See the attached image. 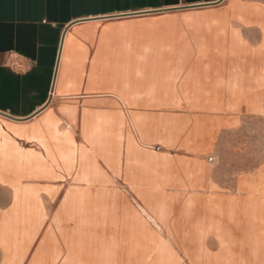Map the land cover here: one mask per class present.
Returning a JSON list of instances; mask_svg holds the SVG:
<instances>
[{
  "label": "crops",
  "instance_id": "0c3cea01",
  "mask_svg": "<svg viewBox=\"0 0 264 264\" xmlns=\"http://www.w3.org/2000/svg\"><path fill=\"white\" fill-rule=\"evenodd\" d=\"M233 4L243 12L237 19ZM213 11L228 12V34L238 29L227 42L237 40L242 53L264 49V0H0V264H127L101 256V233L103 226L117 230L128 223L138 240L168 251L165 264H206L188 253L187 241L172 229L178 210L156 225L143 206L133 204L140 193L177 191L185 198L187 189L134 185L141 172L159 182L166 155L201 161L206 182L219 189L223 182L209 156L229 142V130L242 123L243 114L264 117L245 107L190 108L182 98L181 54H189L188 67L198 52L193 44L183 50L180 32L188 33L197 15ZM157 25L177 26L173 44L159 39L167 32L150 30ZM17 61L26 72L13 70ZM166 65L178 72L163 74L161 89L140 86L143 70ZM132 70L139 91L121 79L122 71ZM196 119L220 122L202 151L183 145ZM167 122L179 127L172 143ZM102 193H118L132 206L107 209L104 216L100 208L75 206ZM202 219L206 223L209 213H201ZM195 240L208 252L219 249L213 232Z\"/></svg>",
  "mask_w": 264,
  "mask_h": 264
},
{
  "label": "rangeland",
  "instance_id": "374dc122",
  "mask_svg": "<svg viewBox=\"0 0 264 264\" xmlns=\"http://www.w3.org/2000/svg\"><path fill=\"white\" fill-rule=\"evenodd\" d=\"M239 11H242L241 7L233 4L231 16L237 19L238 14L243 13ZM227 15L228 12L225 11L202 13L197 15L196 22L188 24V33L180 32L183 50L193 44L198 52L197 61L188 67L185 65L186 61H189L187 59L189 54L184 52L181 54L182 98L190 108L231 112L240 111L245 107L249 112L264 115V97L252 98L251 101L244 98L247 92L257 91V87L247 86L245 83L234 85L229 80L224 83L221 79L219 81L210 79L216 69L229 61L231 56L228 53L234 47L229 46L226 41L230 34L238 29L230 28L229 34L226 32ZM151 29L167 32L168 35L165 34L159 39L171 44H173L172 37L179 33L177 26L173 25L165 27L157 25L152 26ZM241 39L250 43L246 38L241 37ZM168 69L169 66L166 65L157 71L143 70V82L140 86L146 85V89H153L152 91L161 89L163 74L170 77L177 75L178 70ZM133 72L134 70L126 73L122 71L120 76L121 79L127 78L130 86L134 87ZM133 91H139L136 85ZM165 91L167 97L169 94L167 86ZM242 118V123L238 127L229 130V142L224 141L220 145L217 156H209L213 157V161L207 158L213 166V172L223 182L218 184L223 192L217 189L213 182H206V171L201 161L190 163L181 159H172L168 155L163 171L160 168L159 182L145 172L134 178L137 181L134 185L140 189L161 190L163 183L166 187L188 190L183 199L179 198L177 191L164 195L139 192V201L155 215L157 220L165 223L169 215L178 210L179 215L172 220V229L187 241L185 249L188 253L195 260L203 257L206 264H264V246H260L259 240L251 242L249 237L253 236V232L248 229L247 223H244L242 215L264 213V117L243 114ZM218 125L220 122L214 120L196 119L183 145L193 151L205 150L213 130ZM178 131L179 127L176 124L167 122V143H172L177 138ZM203 163L207 165L204 161ZM198 188L208 190L209 194L197 192ZM75 206L100 208L104 216L107 209L129 207L132 204L125 201L118 193L113 195L102 193L100 197L76 200ZM201 213H209L210 219H206L205 224L203 219L200 220ZM214 214H218V217L214 218ZM166 230L168 232L169 228L166 227ZM209 232H213L219 239V249L215 253L206 251L203 244L195 240V236ZM137 233L136 227L130 223L122 225L117 230L103 226L101 256L107 259L114 256L125 259L127 264H133V259L137 262L143 261L144 264L146 260L147 264H165L169 257L168 251L158 242L138 240ZM92 253L93 249H88V254Z\"/></svg>",
  "mask_w": 264,
  "mask_h": 264
},
{
  "label": "bare ground",
  "instance_id": "6f19581e",
  "mask_svg": "<svg viewBox=\"0 0 264 264\" xmlns=\"http://www.w3.org/2000/svg\"><path fill=\"white\" fill-rule=\"evenodd\" d=\"M159 27H162V26H159ZM227 44H229V46L231 45L234 46L233 50H231V52L228 53V55H230L231 58L229 59L228 62H225L218 69H216V72L212 75L210 79H215L217 81L221 79V81H224V83H227L229 80L235 85L245 83L247 86L257 87V91L255 90L250 93L247 92V95H244L245 100L250 98L248 100L251 101L252 98L255 99L256 97H261V98L264 97V49L262 51H256L257 53L255 54L242 53V48L237 40L230 39L229 42H227ZM225 64L227 65L225 66ZM135 203L134 204L137 206H140V207L143 206L144 208L142 210L147 211V216L149 217V219L157 225L158 220L155 217V215L153 213H150L149 210L146 209L147 207L144 204H142L140 201L138 202L135 200ZM242 215H243L244 223H247L248 225L247 227H249L248 229H250V231L253 232V236L249 237L251 242L259 240L260 246L262 245L264 246V213L261 214L260 212L255 215L253 213H250V214L245 213Z\"/></svg>",
  "mask_w": 264,
  "mask_h": 264
},
{
  "label": "clouds",
  "instance_id": "9594fccd",
  "mask_svg": "<svg viewBox=\"0 0 264 264\" xmlns=\"http://www.w3.org/2000/svg\"><path fill=\"white\" fill-rule=\"evenodd\" d=\"M13 56H15V54H13ZM19 61H23V57L19 58ZM19 61H17L14 65H13V70L17 71V72H26L27 68L24 66L23 63H20Z\"/></svg>",
  "mask_w": 264,
  "mask_h": 264
}]
</instances>
